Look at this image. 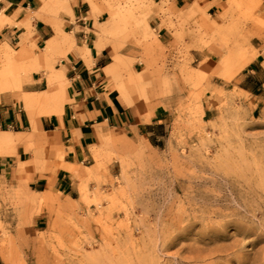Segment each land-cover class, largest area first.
<instances>
[{
  "label": "rangeland",
  "instance_id": "1",
  "mask_svg": "<svg viewBox=\"0 0 264 264\" xmlns=\"http://www.w3.org/2000/svg\"><path fill=\"white\" fill-rule=\"evenodd\" d=\"M233 1L221 21L205 10L178 15L161 0H83L86 14L100 21L98 29L106 28L115 45L117 68L108 89L132 129L111 125L85 133L87 161L83 175L74 177L70 198L51 184L32 188L14 175L18 155L31 159L30 143H15L34 134L23 117L21 128L0 134V264H193L194 257L212 253L209 264H237L241 256L248 264H264L258 254L264 242L255 244L253 233L240 238L228 226L216 245L206 238L196 244L198 235L208 237L222 220L185 218L193 189L206 191L195 209L235 211H227L224 202L207 207L212 198L207 194L229 202L228 191L217 190L221 181L237 178L239 167L254 159L264 161V0ZM36 2L47 10L44 24L63 36L71 14L65 1ZM53 4L59 12L48 9ZM154 15L157 33L148 27ZM215 29L223 32L214 34ZM29 36L27 30L11 45L0 38V67L8 63L22 89L34 74L26 68ZM216 40L234 50L228 65L234 75L211 56ZM20 47L24 52L18 56ZM22 89L0 90V105L21 110ZM47 188L54 203L42 200Z\"/></svg>",
  "mask_w": 264,
  "mask_h": 264
},
{
  "label": "crops",
  "instance_id": "2",
  "mask_svg": "<svg viewBox=\"0 0 264 264\" xmlns=\"http://www.w3.org/2000/svg\"><path fill=\"white\" fill-rule=\"evenodd\" d=\"M62 1H65L71 10L66 26L61 31L63 36L55 35V30L44 24V13L47 10L41 8L36 0L0 1V17L14 15L17 19V23L7 22L0 27L2 41L11 45L19 41L28 30L30 36L25 50L29 51L32 58H38L49 42L54 43L51 57L43 65L47 73L42 70L34 71L23 89L21 85L22 109L16 110L14 106V109L9 110L6 109L9 106L0 105V134H6L4 130L21 128L20 117H23L24 124L34 130V134L30 137L31 159L26 161V157L18 155L15 168L19 160H22L24 165H30L34 153L38 154V158L42 161L40 165L31 166L22 173H14L17 177H25L32 188H45L51 184L56 192L61 191L70 198L74 193V177L83 175L82 167L87 161L85 133L97 127L111 125L115 128L132 129V127L122 113L121 102L108 89L112 82L108 74L115 77L114 72L117 68L108 51L115 46L108 39V30L103 28L100 32L98 28L102 24L90 14H86L83 0ZM161 1L170 3L178 15H189L191 2L194 0ZM229 1L231 0H206L198 12L204 10L212 12L215 18H218L215 9ZM29 13H33L40 20L35 18L30 25H24V30H17L16 25H22L23 20L29 17ZM152 25L156 27L152 28ZM159 25L160 21H157L155 15L148 20V27L154 33H157ZM158 34L167 35L165 30L158 31ZM218 44L216 40L210 45L209 50L219 64L223 56L220 55ZM97 46L108 50L98 52ZM261 57L262 55H259L257 59ZM25 98L29 100L28 110L25 109ZM116 103H119V106H116ZM55 133L59 135V151L63 153L61 161L58 158H50L47 152L48 137ZM21 150L19 148V151ZM44 156H47L46 159ZM60 162L66 167L67 172L57 171L51 175ZM50 167L53 169L52 172ZM43 177L50 178V183Z\"/></svg>",
  "mask_w": 264,
  "mask_h": 264
},
{
  "label": "bare ground",
  "instance_id": "3",
  "mask_svg": "<svg viewBox=\"0 0 264 264\" xmlns=\"http://www.w3.org/2000/svg\"><path fill=\"white\" fill-rule=\"evenodd\" d=\"M205 1L206 0H194L193 7L190 9L189 14L191 15V13L198 12L200 7L205 3ZM232 4H234L233 0L215 9L218 19H220L221 21H226L227 16H228V11L226 10L227 9L229 10ZM50 9H52L54 13H57L60 11V7L56 6L55 4L51 5ZM5 13L7 12L5 11ZM109 19H110V25L115 26L114 16H109ZM31 21H32V18L26 17L23 20L22 27L20 28L18 27V30L19 31L24 30L23 28L24 25L25 26L30 25ZM7 22L17 23V19L14 15H11L9 17H4V16L0 17V27L4 23H7ZM222 32L223 31L220 29L214 30V34H217V35L221 34ZM53 44H54L53 41L49 42L46 45V48L44 49V51L41 53V55L38 58L31 57L29 59V62L26 64V68L29 70L35 71V72L42 70L44 73H47L43 65H45L51 57L52 51L54 49ZM217 46L224 53L223 57L220 60L222 68L224 69V71L230 72L228 65L233 60L235 56V52L233 49H230L228 46H224L222 44H218ZM104 49L105 48L102 46L96 47V50L98 52H101ZM105 50H108V49H105ZM108 51L111 56L114 55L113 53L114 48L112 49L111 47V50H108ZM23 52H24V49L20 47L18 50V56H20V54H23ZM6 64L7 65L0 67V90L7 89L8 87H12V89L20 90L22 84L18 82L15 78H11V76L14 74V71L12 70V67L8 65V63ZM230 74L234 75L235 73L230 72ZM108 76L110 77V80L115 79L114 75L112 74H108ZM208 89L210 91L214 90L212 86H208ZM219 98L222 101H224L223 97L219 96ZM24 104H25V109L28 110L29 100L27 98L24 99ZM116 106H119V103H116ZM95 134L99 136L100 138H103V139L106 138V135L103 131L98 130L95 132ZM27 140H22L21 142L16 141L15 143L17 144L18 143L26 144L28 142L30 143L31 138H28ZM6 142L9 144L12 143L9 140H6ZM48 147L49 148L47 152L49 153V157L58 158L59 161H61L60 159L62 158L63 153L59 151V135L57 133L49 135ZM45 157L47 156H44V158ZM41 161L42 159L38 158V154L34 153L32 156V163H31L32 165L31 164L24 165L22 160H19L15 172L17 174L22 173L31 166L33 167V166L40 165ZM226 167L229 168L228 166ZM50 168H51L50 171L52 172L53 169L52 167ZM239 169L241 170L240 171L241 174L238 175L237 178H225L221 181L224 183L222 188H217V190L219 189L221 192L228 191L229 197L233 198L232 200L227 202L224 199V197H220V195H218L217 193L213 194L210 192L209 194H207L208 196L212 197V198H208L209 205L207 207L212 208L214 206V207L219 208V204L221 202H224L223 207L227 211H229V209L231 210V208L236 209L235 211H231L229 214L222 213L219 211V209H216L214 211H210L207 209L200 211V210L195 209V205L193 203L197 204L195 200L199 198V195L200 196L204 195L206 191L202 189L196 190L192 188L193 192H191V194L188 195V197L191 199V202L189 205L190 209L188 213L185 212V218L195 223L203 222V220L205 219L204 218L205 216H207L208 218L215 217L216 219L222 220L220 225H218L216 228L214 229L212 228L208 230V233L212 235L208 234V237H203V236L198 235L196 244L198 243L202 244L203 238H206V240L208 241L210 245H216L219 232L228 226H231L234 228V231L237 237L245 238L246 236L249 235V233H253L255 236V244H262L264 242V223H263V220H264V161L263 162L256 161V159H254L251 162V164L249 163L248 165L246 164L245 166H240ZM57 171L67 172L66 167L63 164H61V162L57 165L56 169L53 170L51 175H53ZM16 173H14L15 176H17ZM43 179H45L49 183L51 181V179L47 177H43ZM42 200L51 201L54 203V201L52 200V196L50 194L49 188H47L44 194L42 195ZM249 201H252V203L249 204L248 203ZM55 202L58 203L57 201ZM66 202L67 204L69 203L68 199L66 200ZM204 206L205 205L201 207H204ZM228 218L230 219V221H225ZM255 220H258V224H256V228H251L250 224L254 223ZM190 232H191V227H189L186 230V233H190ZM220 250L221 248H219V251ZM259 253L263 254V261H264V247L260 249L258 254ZM213 255L214 254L212 253L211 255H208L206 257L196 256L193 259H191L190 262L193 264L194 262L196 264H209V262H211L210 257ZM248 260H249L248 257L241 256L236 259L237 261L236 263L237 264H248L249 263ZM230 261L228 259L225 260L226 263ZM213 264H221V263H213Z\"/></svg>",
  "mask_w": 264,
  "mask_h": 264
}]
</instances>
